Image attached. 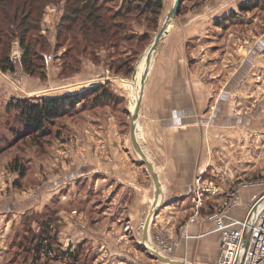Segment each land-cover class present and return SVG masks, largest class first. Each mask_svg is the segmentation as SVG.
Wrapping results in <instances>:
<instances>
[{"label":"rangeland","instance_id":"1","mask_svg":"<svg viewBox=\"0 0 264 264\" xmlns=\"http://www.w3.org/2000/svg\"><path fill=\"white\" fill-rule=\"evenodd\" d=\"M122 1L99 0L100 13L115 34L108 39L102 37L101 41L90 43L85 30H82V17L72 22L71 28L66 27L70 21L62 18L69 5L67 0H40L37 12L31 16L33 18L39 13V28L30 29L26 35L27 40H39L34 47L39 53L36 60L42 66L40 65L34 75L22 69L20 59L23 51L15 34L10 38L5 37L7 39L2 44L1 48L4 49L10 44L8 51L15 69L8 71L0 68V76L6 79L9 75L8 78L17 80L29 76L46 81L49 71L55 67L56 76L63 80V84L57 89L60 92L50 97L83 93L82 100L46 121L40 132L30 131V127L20 116L21 109L16 101L13 107L8 108V104L18 98H29L32 102H38L48 97L14 96L0 106V204H4L1 201L10 200L12 204L19 202L21 206H28L27 211L16 214L15 217L18 220L21 216L20 237L21 240L23 236L27 239L24 245L26 250H23L24 254L22 251L18 253L15 260L10 259V264H165L152 258L142 247V224L136 229H125L124 226L111 222L118 220V214L112 210V205H108L110 208L105 207V223L89 231L90 244L75 246L59 240L64 235L62 227L67 220L66 213L73 210L74 218L83 220L81 210L86 203L84 204L82 194L88 195L95 191L97 176L89 179V176L81 175L95 167L96 160L91 162V156L98 159L108 158L111 153L107 145L115 138L127 146L130 142L131 113L140 86L146 52L173 2L163 0V7L159 12H141L135 9L124 12ZM204 1L206 0H182L178 15L168 28L177 20L179 14L193 8L200 9ZM208 1L216 5L226 4L229 0ZM240 2L234 11L225 7L228 15L224 21L219 19L224 8L221 11L215 10L212 4L206 7L207 12L213 9L212 12L219 14V18L208 21L211 35L204 42L208 49L206 54L203 53L207 57L204 56L202 61L207 68L212 66L218 79V92L226 86L232 87L226 85V82L236 70L240 69L237 74L242 77V68L250 67L244 81L240 78L235 94L227 93L226 96L219 97L218 102H222V109L218 126H235L219 128L225 132L219 134V145H222L221 154L218 153L219 163L212 166L213 170L207 176L196 174L194 177L191 209L189 206L186 211L181 210L179 213L173 214V209L171 213L158 214L150 225L148 243L160 252L170 248V257L174 259H178L173 254L181 247L180 239L187 237L186 225L191 217H206L210 214L198 212L197 205L209 201L215 204L214 210L218 209L229 199L233 187L240 179H264V0ZM243 3H249L250 7L240 10ZM87 36L90 34L87 33ZM149 69L150 67L148 71ZM40 72H44L43 75ZM76 79H83L80 82L86 86L77 90L75 86L64 84L77 81ZM10 82L15 85V89L18 87L19 82L15 79H10ZM98 84L103 86L96 91L104 89L105 94L100 99H95L96 93L88 89ZM51 89L54 88H45L43 91ZM69 90L71 91L67 93ZM233 111L240 118L237 122L227 116ZM207 123L211 124L209 121ZM14 156H18L19 162L26 167L23 175L10 169ZM230 157L234 159V163L228 166L226 160ZM230 170L234 175L226 181L222 176ZM73 188L75 200L67 202L73 196ZM96 210L91 208L86 213L91 222L98 219ZM13 215L10 212V216ZM120 220L126 221L124 218ZM202 231L199 227L194 242L200 240L197 236ZM43 233V242L47 244L45 247L50 248V243L56 246H52V258H47L41 251L40 256L35 259V250L29 249L41 240ZM15 236H18L17 230ZM75 250H78L76 256H66L67 252ZM17 252V247L11 251L12 254ZM197 255L194 247L187 261L195 263L193 259Z\"/></svg>","mask_w":264,"mask_h":264},{"label":"crops","instance_id":"2","mask_svg":"<svg viewBox=\"0 0 264 264\" xmlns=\"http://www.w3.org/2000/svg\"><path fill=\"white\" fill-rule=\"evenodd\" d=\"M240 1L229 0L226 4L216 3L215 5V3L206 0L201 4L200 9L193 8L179 14L177 20L167 28V32L161 37L153 58L151 55L149 62L151 66L149 65L150 69L144 83L136 122V136L141 149L152 162L158 174L163 191L164 203L155 217L153 216V221L158 214L171 213L173 209H175L173 214L179 213L181 210L186 211L189 206L191 209L194 197L193 194L191 195L194 177L196 174L207 176L213 170L212 166L219 163L218 153L221 154L222 150V145H219V134L225 133L219 128L235 126H218V117L222 109V102H218L219 97L220 95L226 96L227 93L235 94L240 78L243 80L247 76L250 67L242 68V77L237 74L240 69L236 70L226 82V85L232 87L226 86L218 92L216 90L218 79L215 72L212 71V66L207 68L202 61L206 56L203 53L206 54L205 51L208 49L204 42H207V37L211 35L208 21L219 18V14L212 12L213 9L207 12L206 7L212 4L215 6L213 7L215 10L221 11L224 8L223 14L219 18L224 21L228 15L227 9L235 10L241 3ZM49 73L46 81L29 76L20 77L18 80L8 78L9 75L6 76V79L0 76V106L5 105L6 101L14 96H56L60 92L57 89L59 85L63 84H61L63 80L57 78L55 67L51 68ZM10 79L19 82L16 89ZM76 80L64 84L75 86L77 90L86 86L85 83H81L83 79ZM45 88L54 89L43 91ZM227 116L235 122L240 120L234 111L229 112ZM207 121L211 124H208ZM107 146L110 147L111 155L109 156L111 159L109 156L103 159L91 156V162L96 160L95 167L89 172L81 174L89 176V179L92 176H97L98 182L95 181L94 192L88 195L82 194L84 204L86 203L81 210L83 220L75 219L73 210L65 212L67 220L62 227L64 235L59 238L61 242L75 246L90 244L89 231L99 228L105 223L104 218L107 213L105 207L110 208L108 205H112V210L118 214V220H112V223L124 226L125 229H136L143 223L155 199L154 182L145 165L142 164L131 140L127 146L115 138ZM88 158L87 154L86 159ZM233 161L234 159L230 157L226 160V164L229 166L234 163ZM233 175L234 173L230 170L222 177L228 181L232 179ZM263 190L264 186L262 185L244 188L242 204L233 210V215L243 216L244 205L250 196L255 193L260 194ZM72 194V198L67 202L75 200L74 188ZM217 196L219 195L217 194ZM1 202L4 204H0V264H10V259L15 260L18 253L22 251L24 254L23 250H26L24 249L26 239L24 237L21 240L20 237L22 222L19 220L21 216L18 217V220L15 217L16 214L20 215L27 211L28 206H21L19 202L12 204L10 200ZM199 205L196 210L203 213L208 212V214L214 210L215 206L209 201ZM91 208L97 209L98 214V219L93 222L86 215ZM10 212H13L14 215L10 216ZM122 218L126 221L122 222L120 220ZM186 226H188V232H185L187 237L180 239L181 247L174 252L173 256L187 260L188 255H192V249L195 247L198 255L193 259L194 262L211 264L215 260L219 243V233L214 229L213 222L207 217L196 216L191 217ZM199 227L203 231L197 236V239L200 240L196 243L193 239H196L194 236ZM78 229H81L82 232ZM16 230L18 236H15ZM50 244L56 246L54 243ZM16 247L18 252L12 254L11 251H14ZM67 255L72 256L69 253H66Z\"/></svg>","mask_w":264,"mask_h":264},{"label":"trees","instance_id":"3","mask_svg":"<svg viewBox=\"0 0 264 264\" xmlns=\"http://www.w3.org/2000/svg\"><path fill=\"white\" fill-rule=\"evenodd\" d=\"M67 11L63 15L64 20L70 21L66 25L67 28H71L72 22L77 21L82 17V30H85L86 38L90 43L99 42L102 37L108 39L112 37L115 32L111 31V25L108 24L103 15L100 13L99 0H67ZM40 0H0V68L1 70L13 71L15 69L13 60L10 57L8 48H1L5 39L10 38L15 34L19 40V44L22 48L21 66L22 69L31 75L42 66L40 62H37L39 53L35 49V45L39 43L37 40H27V31L30 29L36 30L38 26V16L36 13L33 18L31 16L34 12H37L36 8L39 5ZM121 7L125 9L124 12H131L133 9L144 11L159 12L163 7V0H123ZM249 3H243L240 5V10L248 9ZM13 8V9H12ZM180 9V6H179ZM13 10V12H12ZM31 18V19H30ZM225 18V17H224ZM108 19V18H107ZM13 25V26H11ZM91 29V31H90ZM87 33L90 36H87ZM7 37V38H5ZM44 45V42H42ZM41 65V66H40ZM44 73V72H42ZM40 72V74H42ZM43 75V74H42ZM103 84L90 87L88 90L96 93L95 99L105 94V90L97 92L96 90L102 88ZM82 92L64 94L57 97L42 98L38 102H32L29 98L16 99L10 102L9 107H13L15 102L20 107V116L22 120L30 127V131L40 132L42 131L46 121H50L55 115H58L65 108H71L74 104L82 100ZM15 105V106H16ZM31 133V132H30ZM10 169L18 171L20 175H23L26 167L19 162L18 156H14L10 162ZM46 224V222H45ZM49 225V224H48ZM44 233L41 235V240L36 245H33L29 250H35L34 257L37 259L41 251L47 258H52V246L50 248L45 247L47 244L43 242ZM25 236H23L24 238ZM26 239V237H25ZM27 240V239H26ZM50 243V242H48ZM33 248V249H32ZM78 250L67 252L72 256H76Z\"/></svg>","mask_w":264,"mask_h":264},{"label":"built area","instance_id":"4","mask_svg":"<svg viewBox=\"0 0 264 264\" xmlns=\"http://www.w3.org/2000/svg\"><path fill=\"white\" fill-rule=\"evenodd\" d=\"M256 185L264 186V179H240L229 199L206 216L219 233L217 254L211 264H264V190L250 196L243 216L233 215V210L242 204V190ZM163 251L171 256L170 248Z\"/></svg>","mask_w":264,"mask_h":264},{"label":"water","instance_id":"5","mask_svg":"<svg viewBox=\"0 0 264 264\" xmlns=\"http://www.w3.org/2000/svg\"><path fill=\"white\" fill-rule=\"evenodd\" d=\"M181 2H182V0H173V2H172L171 6H170V8L166 14L165 20H164L160 30L155 35L153 41L151 42V44H150V46L146 52L148 62L150 60V56L155 52V49H156L157 44L160 41L161 37L167 32L168 25L177 16ZM147 75H148V71L144 70L142 73V77H141L142 78V83H141L142 90H143ZM141 98H142V94L138 97L136 104L133 108V111L131 113L129 135H130V140H131L134 148L136 149V151H137V153L141 159L142 164L145 165L146 169L148 170V172H149V174H150V176L154 182L155 199L153 200L152 205L149 208V210H148V212L144 218V221L142 223V231H141V237H140L141 242L140 243H141L142 247L144 248V250H146L152 258L157 259V260L164 262L166 264H197V263H193V262H189V261H185V260L174 259V258H171L170 256L163 255L159 251H157L155 248H152L151 245L146 244V241L150 237V225H151L153 216L158 212L159 208L162 206V204L164 202H163V191H162V187H161V183H160L158 174H157L152 162L148 159L146 154L141 149L139 142L137 140V136H136V129H137L136 122L138 119ZM158 196L160 198L156 199V197H158Z\"/></svg>","mask_w":264,"mask_h":264},{"label":"bare ground","instance_id":"6","mask_svg":"<svg viewBox=\"0 0 264 264\" xmlns=\"http://www.w3.org/2000/svg\"><path fill=\"white\" fill-rule=\"evenodd\" d=\"M150 59H151V56H150ZM149 62H150V60H149ZM149 62H148V60H147V56H146V58H145V60H144V62H143V71L144 70H147L148 71V67H149ZM143 71H142V73H143ZM141 77H142V74H141ZM141 83H142V78H141V81H140V86H139V89H138V94L136 95V98H135V100H134V102H135V104H136V101H137V99H138V97L142 94V86H141ZM135 104H134V106H135ZM131 106H133V104L131 105ZM158 198H160L159 196L158 197H156V199H158ZM149 239H150V237H149ZM148 239V240H149ZM148 240L146 241V244H148V245H151V244H149L148 243ZM152 246V245H151ZM152 248H154L153 246H152ZM156 249V248H155ZM157 250V249H156ZM158 251V250H157ZM161 253V252H160ZM162 254V253H161ZM164 255V254H163ZM182 260H185V261H187L186 259H182ZM198 264V263H197Z\"/></svg>","mask_w":264,"mask_h":264}]
</instances>
